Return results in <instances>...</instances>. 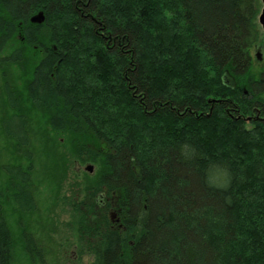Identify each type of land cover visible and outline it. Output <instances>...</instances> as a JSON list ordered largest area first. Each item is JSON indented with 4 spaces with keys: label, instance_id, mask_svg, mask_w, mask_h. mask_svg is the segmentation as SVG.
Listing matches in <instances>:
<instances>
[{
    "label": "trees",
    "instance_id": "1",
    "mask_svg": "<svg viewBox=\"0 0 264 264\" xmlns=\"http://www.w3.org/2000/svg\"><path fill=\"white\" fill-rule=\"evenodd\" d=\"M258 14L256 0H0V66L39 51L30 100L99 163L68 198L90 264H264V126L245 94ZM28 126H4L30 163L6 168L25 213ZM0 264H14L1 199Z\"/></svg>",
    "mask_w": 264,
    "mask_h": 264
},
{
    "label": "rangeland",
    "instance_id": "2",
    "mask_svg": "<svg viewBox=\"0 0 264 264\" xmlns=\"http://www.w3.org/2000/svg\"><path fill=\"white\" fill-rule=\"evenodd\" d=\"M256 5L257 8L261 7V12V0H256ZM17 45L19 43L15 42L13 47ZM25 52L26 58L22 63L0 66V199L14 240V264H41L37 252L28 254L24 235L33 237L46 264H90L91 259L78 240L76 215L68 198L72 197L74 191L77 192L79 185L95 178L99 163L88 158L89 149L78 146L73 137L53 122L51 112L30 100L27 86L32 68L42 54L39 51L33 54L28 49ZM252 54L254 69H258L260 64L257 66L255 52ZM61 79L64 86H72L73 83L67 82L66 73L61 75ZM7 84L16 93L19 109H13L10 105ZM78 87L73 86L75 91H78ZM77 96L80 102H85L84 95ZM116 104L123 108L118 102ZM15 113H23L28 118L29 150L33 153L29 187L37 207L26 213L18 210L15 204L14 190L6 170L12 166L26 169L30 164L4 127ZM80 144L87 143L83 141ZM90 149L94 151V146ZM88 166L93 167V172L85 171L84 168Z\"/></svg>",
    "mask_w": 264,
    "mask_h": 264
},
{
    "label": "flooded vegetation",
    "instance_id": "3",
    "mask_svg": "<svg viewBox=\"0 0 264 264\" xmlns=\"http://www.w3.org/2000/svg\"><path fill=\"white\" fill-rule=\"evenodd\" d=\"M261 2L263 10V0H261ZM260 8L259 6L257 36L252 42V46L249 50L250 71L255 80L251 83L249 90H247L245 94L248 102L247 107L249 108L248 122L251 124L258 122L264 126V30L259 22V17L262 13V11L260 12ZM252 52H255L257 66L260 64L258 69H254L256 66L254 64ZM256 84H261V86H263L262 90H258ZM86 168H84L85 171H88Z\"/></svg>",
    "mask_w": 264,
    "mask_h": 264
},
{
    "label": "water",
    "instance_id": "4",
    "mask_svg": "<svg viewBox=\"0 0 264 264\" xmlns=\"http://www.w3.org/2000/svg\"><path fill=\"white\" fill-rule=\"evenodd\" d=\"M263 3H264V0H263ZM43 21H44L43 14H39V15H37L36 17H34L32 19V22H34V23H42ZM259 22H260V24H261V26L263 27V30H264V8H263L262 13H261V15L259 17ZM86 170H88L89 172H93L94 169H93L92 166H88L86 168Z\"/></svg>",
    "mask_w": 264,
    "mask_h": 264
}]
</instances>
